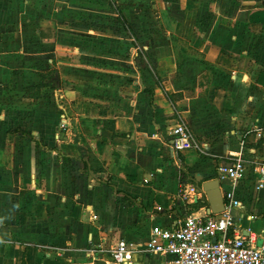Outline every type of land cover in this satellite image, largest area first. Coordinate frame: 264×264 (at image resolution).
Wrapping results in <instances>:
<instances>
[{"label":"crops","instance_id":"0c3cea01","mask_svg":"<svg viewBox=\"0 0 264 264\" xmlns=\"http://www.w3.org/2000/svg\"><path fill=\"white\" fill-rule=\"evenodd\" d=\"M124 1L153 8V42L163 45L116 102L58 85L57 127L18 133L20 147L4 148L21 157L13 180L0 184V264H113L121 241L133 250L130 264H172L146 249L151 230L213 216L201 186L214 180L222 197L233 190L240 203L228 237L264 247L256 173L264 164V0ZM32 10L33 0H0V84L26 78L34 88L47 75L15 64L31 40L28 27L45 43L60 34L55 18ZM179 124L191 142L175 152L168 133ZM238 160L245 172L233 185L218 170ZM185 186L198 196L183 199Z\"/></svg>","mask_w":264,"mask_h":264},{"label":"rangeland","instance_id":"374dc122","mask_svg":"<svg viewBox=\"0 0 264 264\" xmlns=\"http://www.w3.org/2000/svg\"><path fill=\"white\" fill-rule=\"evenodd\" d=\"M33 1V14L55 18L60 34L54 43H45L34 37L30 26L25 33L31 39L29 44L22 57H14L16 66H28L30 74L46 71L42 78L49 85L47 89L26 88L31 82L26 78L24 84L19 79L0 84V184L13 180L21 157L17 152H4L5 147H20L14 141L15 135L47 134L57 127L58 109L53 95L58 85L74 84L83 95L101 99L113 96L110 100L116 102L122 93H127L125 87L135 82L136 68L146 67L148 60L152 63L157 46L163 45L153 42V35L160 32L148 3L134 1L132 7L126 6L124 0ZM140 5L143 14L137 15L135 10ZM117 10L123 13L126 24ZM53 54L59 58L50 57ZM7 158H11V169L4 170ZM12 194L16 195L14 186Z\"/></svg>","mask_w":264,"mask_h":264},{"label":"built area","instance_id":"2783aa9c","mask_svg":"<svg viewBox=\"0 0 264 264\" xmlns=\"http://www.w3.org/2000/svg\"><path fill=\"white\" fill-rule=\"evenodd\" d=\"M175 152L187 149L191 136L185 125L179 124L168 133ZM245 164L238 160L232 165L221 166L219 176L233 185L244 177ZM258 187H264V164L257 166ZM183 199L198 196L193 187H183ZM225 210L210 217L185 218L177 228L154 227L147 244V250L173 257L172 264H264V247H253L242 236L228 237L235 227L231 210L240 206L233 190L223 194ZM113 264H130L133 250L126 242H119L110 252Z\"/></svg>","mask_w":264,"mask_h":264},{"label":"water","instance_id":"95a60500","mask_svg":"<svg viewBox=\"0 0 264 264\" xmlns=\"http://www.w3.org/2000/svg\"><path fill=\"white\" fill-rule=\"evenodd\" d=\"M201 191L207 195V199L210 204L209 214L217 215L224 212L225 204L220 191L219 180L204 183L201 186Z\"/></svg>","mask_w":264,"mask_h":264},{"label":"trees","instance_id":"16d2710c","mask_svg":"<svg viewBox=\"0 0 264 264\" xmlns=\"http://www.w3.org/2000/svg\"><path fill=\"white\" fill-rule=\"evenodd\" d=\"M117 14L119 15L121 21H123V24H125V23H124V19L122 18L121 13H120V12H117ZM48 86H49V85L46 84V83L44 82V79L41 77V82H40V84L37 86V88H38V89H41V88L48 87ZM126 199L128 200L129 198L126 197ZM200 207H201V204H198V205L195 206L194 208L196 209V208H200Z\"/></svg>","mask_w":264,"mask_h":264}]
</instances>
